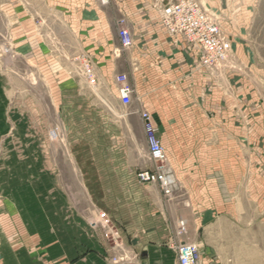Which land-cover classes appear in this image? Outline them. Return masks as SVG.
<instances>
[{
	"label": "crops",
	"instance_id": "0c3cea01",
	"mask_svg": "<svg viewBox=\"0 0 264 264\" xmlns=\"http://www.w3.org/2000/svg\"><path fill=\"white\" fill-rule=\"evenodd\" d=\"M37 1L43 12L56 10L57 24L36 21L30 11L38 9L33 5ZM167 2L110 0L100 5L96 0H0V13L8 21L9 39L25 44L18 55L31 64H44L53 49L49 43H57L58 62L53 64L57 66L61 97L70 93L86 97L90 89L96 94L95 99L90 96L97 105L105 91L110 92V112L102 115L107 123L105 177L98 176L99 166L91 161L82 165L86 172L80 184L121 187L123 193L124 187L140 184L138 173L152 168L141 118L147 113L165 150L168 167L187 190L192 210L185 218L188 227L192 228L194 218H201L202 228L211 232L215 231L210 226L213 219L224 209L227 169L241 166V157L227 165L226 139L232 137L227 134V122L239 125L241 138H252L261 104L258 87L263 80L250 40L251 21H225L231 62L222 70H206L200 65V47L182 35L170 36L164 29L161 13ZM121 21L125 23L121 25ZM120 28L132 35L131 48H123ZM83 60L92 67L96 86L86 77ZM2 61L0 52V74ZM119 75H126L134 90L129 107L121 102L116 84ZM120 107L129 109L130 114H120ZM131 137L139 139L136 146L130 144ZM233 182L241 184L240 173ZM141 190L144 194L140 200L148 209L139 211L137 224L126 213L116 218L124 245L138 255L141 264H179L172 245L177 222L171 225L168 219L171 203L158 185ZM2 198L0 264H111L108 245L95 242L91 228L71 225L58 231L63 236L58 239L57 259L35 263L39 238L22 220L16 202ZM196 203L210 204L200 207ZM213 246L202 257V264L237 263L236 258H223L219 245Z\"/></svg>",
	"mask_w": 264,
	"mask_h": 264
},
{
	"label": "rangeland",
	"instance_id": "374dc122",
	"mask_svg": "<svg viewBox=\"0 0 264 264\" xmlns=\"http://www.w3.org/2000/svg\"><path fill=\"white\" fill-rule=\"evenodd\" d=\"M199 2L220 28L228 56L229 32L225 21H251L250 40L263 80L258 87L261 104L252 138H241L239 125L227 122V134L232 136L226 139L227 165L232 166V159L241 157V166L240 169H227V184L231 186H225L222 214L210 223L215 231L207 232V227L202 228L201 218H194L192 228L188 227L185 218L192 211L191 203L186 197L187 190L174 177V194L171 199L164 197L171 203L170 224L177 222L172 241L176 238L179 222L184 221L186 232L178 238L199 248L201 263L208 248L216 243L219 254L226 259L236 258V264H264V0ZM33 5L38 7L30 11L36 21L57 24L56 10L43 12L40 1ZM9 31L8 21L4 13H0V52L3 55L0 74V196L16 202L22 220L39 238L35 243L34 262L51 263L57 259L58 239L63 236L58 231L71 225L91 228L94 232L91 238L108 245L111 264L116 258L141 264L138 255L124 245L116 218L126 213L137 224L139 211L148 209L140 200L144 194L141 187L154 184L136 183L124 187V195L121 187H87L79 182L86 172L81 169L82 165H89L91 161L99 166L98 176L105 177L107 123L102 115L110 112V92L105 91L103 100L98 99L101 104L97 105L96 100L94 103L91 100L96 94H91L90 89H87L86 97L75 93L61 97L55 74L57 66L53 64L58 62L57 43H49L53 49L44 64H31L18 55L20 49L25 50V44L12 42ZM230 62L229 56L226 64L211 71L222 70ZM85 65L89 64L83 60L84 72ZM120 114L129 115V109L120 107ZM130 130L133 135V120ZM138 141L131 137L130 144L136 146ZM238 173L241 184L235 185L233 180ZM126 193H129L128 198ZM196 204L206 207L210 203ZM135 239L138 241V235Z\"/></svg>",
	"mask_w": 264,
	"mask_h": 264
},
{
	"label": "built area",
	"instance_id": "2783aa9c",
	"mask_svg": "<svg viewBox=\"0 0 264 264\" xmlns=\"http://www.w3.org/2000/svg\"><path fill=\"white\" fill-rule=\"evenodd\" d=\"M102 5L109 4L110 0H96ZM161 22L166 32L173 37L184 36L191 43L200 47V65L206 69H216L222 67L229 61L228 51L222 37L220 28L208 15L199 0H171L161 13ZM125 21H121L123 25ZM119 37L123 48L128 49L133 46V37L125 28H120ZM85 75L93 85L96 83L92 67L85 65ZM116 84L125 107L132 103L134 90L126 75L116 77ZM144 131L148 146V156L152 163V168L142 170L137 177L141 184L158 185L161 193L167 199H171L174 194L176 182L171 170L167 165V156L157 135L156 128L147 113L142 114ZM186 232V224L180 221L176 238L172 241L176 250L179 264H202L199 248L194 244L179 241L178 237ZM177 239V241H176ZM113 264H136L133 261L123 259H113ZM122 262V263H121Z\"/></svg>",
	"mask_w": 264,
	"mask_h": 264
},
{
	"label": "bare ground",
	"instance_id": "6f19581e",
	"mask_svg": "<svg viewBox=\"0 0 264 264\" xmlns=\"http://www.w3.org/2000/svg\"><path fill=\"white\" fill-rule=\"evenodd\" d=\"M142 116V115H141ZM143 120V119H142ZM170 169V168H169ZM171 170V169H170ZM171 172H172V170H171ZM172 175H173V172H172ZM175 180V179H174Z\"/></svg>",
	"mask_w": 264,
	"mask_h": 264
}]
</instances>
